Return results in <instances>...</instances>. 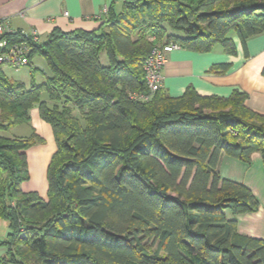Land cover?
<instances>
[{
	"label": "trees",
	"instance_id": "obj_1",
	"mask_svg": "<svg viewBox=\"0 0 264 264\" xmlns=\"http://www.w3.org/2000/svg\"><path fill=\"white\" fill-rule=\"evenodd\" d=\"M263 32L264 0H124L93 30L57 28L38 42L12 34L50 74L28 86L0 69V131L30 123L38 106L57 147L42 197L22 184L31 177L26 151L45 139L0 135L9 228L0 264H264V239L226 216L260 202L218 171L223 152L248 163L258 152L264 164V114L239 90L133 97L148 92L143 65L154 47L236 55V39L245 45Z\"/></svg>",
	"mask_w": 264,
	"mask_h": 264
},
{
	"label": "crops",
	"instance_id": "obj_2",
	"mask_svg": "<svg viewBox=\"0 0 264 264\" xmlns=\"http://www.w3.org/2000/svg\"><path fill=\"white\" fill-rule=\"evenodd\" d=\"M113 4L121 10L124 0H0V19L11 30L30 37L36 32L39 41H44L57 28L63 31L98 28ZM236 44V55L227 54L218 46L210 52H195L183 47L170 52L162 70L164 90L172 96H181L188 86H193L201 95L224 97L239 90L247 95L246 105L250 109L264 114V32L248 39L245 45L236 39ZM222 65L226 67L222 68ZM31 110L33 131L42 136L45 143L28 149V152L42 158L46 171L56 150V141L52 126L41 118L38 106ZM29 159L32 180L36 163ZM218 171L223 178L248 186L260 202L256 212L235 215L227 210V218L237 222L240 233L264 239V164L261 154L254 153L248 163L223 152ZM30 180L22 184L25 192L33 191L28 184L25 186ZM36 192L46 196V192ZM8 232V222L0 218V241ZM2 249L5 254V247L0 246Z\"/></svg>",
	"mask_w": 264,
	"mask_h": 264
},
{
	"label": "built area",
	"instance_id": "obj_3",
	"mask_svg": "<svg viewBox=\"0 0 264 264\" xmlns=\"http://www.w3.org/2000/svg\"><path fill=\"white\" fill-rule=\"evenodd\" d=\"M67 13V12H66ZM68 14V13H67ZM16 33L0 19V69H3L5 64L19 71L23 67L31 66L29 53L32 50L30 43L14 42L10 39L12 34ZM24 36L28 34L22 32ZM33 41L38 42L39 36L36 32L32 35ZM181 46L177 43H170L163 46L154 47L148 58L145 60L143 69L145 72V80L148 86V92L136 94L133 97L139 100H149L151 96L164 88L163 67L167 61V55Z\"/></svg>",
	"mask_w": 264,
	"mask_h": 264
},
{
	"label": "rangeland",
	"instance_id": "obj_4",
	"mask_svg": "<svg viewBox=\"0 0 264 264\" xmlns=\"http://www.w3.org/2000/svg\"><path fill=\"white\" fill-rule=\"evenodd\" d=\"M217 48H220L218 46ZM3 69L5 70L6 74L10 77L19 78L22 77L21 80H23L28 86L31 85L33 81H35L36 85L44 84L47 79V74H50L49 67L47 65V62L44 57L42 56H35L32 60L31 67H23L19 71L15 70L11 66L5 64L3 66ZM42 99H47V93H42ZM31 114L33 110H30ZM33 132V126L32 123H24L20 124L14 129L10 131H0V135L5 136H29ZM31 152V151H30ZM28 150L27 153V160L28 162L31 160L36 163L35 169L33 170V179L29 182L25 183V186L31 187L33 191H41L43 193L48 192V179H47V168L46 171L43 169L42 165V158L39 157V155H36V153L29 154ZM29 154V155H28ZM30 167V165H29ZM32 168V163H31ZM35 171V172H34ZM35 173V174H34ZM23 189V188H22ZM36 189V190H34ZM4 254V250H0V256Z\"/></svg>",
	"mask_w": 264,
	"mask_h": 264
},
{
	"label": "bare ground",
	"instance_id": "obj_5",
	"mask_svg": "<svg viewBox=\"0 0 264 264\" xmlns=\"http://www.w3.org/2000/svg\"><path fill=\"white\" fill-rule=\"evenodd\" d=\"M48 153V152H47ZM35 172V171H34ZM35 174V173H34Z\"/></svg>",
	"mask_w": 264,
	"mask_h": 264
}]
</instances>
